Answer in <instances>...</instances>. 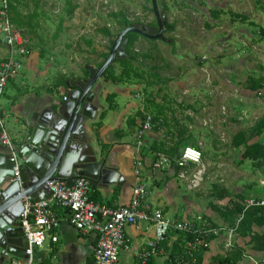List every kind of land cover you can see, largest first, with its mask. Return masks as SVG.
<instances>
[{"label": "rangeland", "instance_id": "374dc122", "mask_svg": "<svg viewBox=\"0 0 264 264\" xmlns=\"http://www.w3.org/2000/svg\"><path fill=\"white\" fill-rule=\"evenodd\" d=\"M11 2L31 50L71 76H84L86 67L97 69L109 39L121 32L120 13L130 24L156 23L151 0ZM157 6L167 23L164 40H136L132 53L146 56L133 65L144 77H132L129 84L136 86L141 117L147 112L154 118L149 131L162 132L168 151L192 146L202 154L203 180L193 190L190 218L200 216L194 218L200 227L216 228L206 222L207 214L224 212L235 231L234 224L254 207L244 211L249 198L231 194L225 185L253 187L262 179L255 167L262 160L243 159V146L234 142L240 134L256 133L264 121V0H157ZM120 69L114 65L115 72ZM251 142L263 143L264 133ZM199 168L192 166L188 173ZM236 207L240 215L234 214Z\"/></svg>", "mask_w": 264, "mask_h": 264}, {"label": "crops", "instance_id": "0c3cea01", "mask_svg": "<svg viewBox=\"0 0 264 264\" xmlns=\"http://www.w3.org/2000/svg\"><path fill=\"white\" fill-rule=\"evenodd\" d=\"M27 43L30 55L24 59L21 73L9 80L1 102L4 125L17 148L23 145L28 130L35 124L34 116L43 110L54 113L62 104L68 102L69 86L66 83L60 84L62 78H66L65 80L71 83V88H76L79 82L86 78L81 73L71 76L66 68L57 67L53 59L52 62L45 61L40 58L36 49L31 50L28 40ZM5 53V47L0 41V62ZM92 91L94 92L92 107L85 122L87 143L84 152L88 159H95L97 166L93 171L90 166L85 169L86 164H82L84 165L82 168L73 171L75 177L82 174L90 179L89 198L106 207L125 206L130 201L133 187L142 183L148 190L146 204L151 208L160 209L167 220L182 221L194 220V218L201 220L200 216L190 218V215L194 212L193 190L198 188L203 180L205 165L202 164V159L200 164L178 167L176 159L181 151L174 154L168 151L162 144L161 131L156 133L147 131L138 151L136 132L144 116L140 115L143 109L136 95L135 85L113 83L100 78ZM112 94L110 101L114 108L110 109L107 96ZM160 109L159 113L162 112ZM102 112L105 114L101 119ZM99 122L101 123L98 125ZM179 140L183 142L184 137H180ZM159 141L160 143H155ZM151 149L166 154L170 164L162 169H154L152 164L155 153ZM3 154L7 158L9 151L0 144V156ZM138 161L141 165L136 175L135 168ZM200 165L202 168L188 173L192 166ZM255 167L262 177L258 180L259 185L240 188L226 184L225 188L233 195L238 194L240 198H264V161L259 162ZM236 170L239 171L238 168ZM47 195V192L41 193L43 199ZM57 213L63 215L61 210H57ZM207 217L206 222L216 226L219 231L210 236L209 247L203 254L202 264H210L214 257L230 251L241 255L234 264H264V250H255L250 243L251 235L255 232L261 233L263 227L254 225L251 233L240 236L236 230L228 227L229 221L222 217L221 213L210 212ZM125 232L130 240V250L122 251L115 264H139L135 253L152 238L153 227L149 223L138 222L136 225L127 226ZM55 234L58 238L56 242L46 239L43 246L35 250L38 264L91 263L95 246L93 234L76 230L64 219L60 221ZM169 235L167 245L162 244V251L153 258L154 264H165L173 242L180 233L172 231ZM17 253L20 258L24 256L22 250H18ZM13 257L16 256H8L0 264H8Z\"/></svg>", "mask_w": 264, "mask_h": 264}, {"label": "built area", "instance_id": "2783aa9c", "mask_svg": "<svg viewBox=\"0 0 264 264\" xmlns=\"http://www.w3.org/2000/svg\"><path fill=\"white\" fill-rule=\"evenodd\" d=\"M8 2L9 0H0V41L6 50L0 62V144L9 151L12 171L15 179H19L20 162L16 146L4 125L1 102L9 80L21 73L23 61L30 55V49L22 30L12 20ZM143 116L136 132L138 151L142 146L144 134L153 126L152 115L144 112ZM154 156V169H162L170 164L166 154L157 152ZM201 159L202 154L197 148L185 146L176 159V165L184 167L188 164H200ZM136 164L137 175L141 163L138 161ZM90 185L91 182L85 177H76L71 186H68L65 180L53 178L45 183L48 190L46 198L35 201L30 196H24L18 222L27 241L25 257H13L8 264H38L35 250L41 248L46 239L57 241L55 231L62 219L76 230L94 235L95 246L90 264H115L122 251L130 250L126 227L138 222H146L153 227L152 238L135 253L139 264H148L150 259L157 256L162 251L163 241L172 231L194 236L193 241L186 243L191 252L200 247L207 249L209 237L219 231L207 224L200 227L195 220H167L160 209L151 208L146 204L148 190L142 183L133 187L129 203L117 208L106 207L91 200L88 196ZM262 206L264 198H249L244 211ZM57 210H61L63 215H58Z\"/></svg>", "mask_w": 264, "mask_h": 264}, {"label": "water", "instance_id": "95a60500", "mask_svg": "<svg viewBox=\"0 0 264 264\" xmlns=\"http://www.w3.org/2000/svg\"><path fill=\"white\" fill-rule=\"evenodd\" d=\"M151 8L156 26L136 23L124 28L99 68L86 67L88 76L76 88H71L69 81L65 82L69 86L67 103L54 113L43 110L34 116L35 124L28 130L23 145L16 147L20 162L19 179H15L9 154L7 158L4 154L0 156V262L8 256L20 258L17 251H24L27 247L18 222L24 196L35 201L43 199L41 193L48 191L45 183L53 178L65 180L71 186L76 178L73 171L82 168V164H86L85 169L90 166L95 171V159H88L84 152L87 143L85 122L94 98L92 89L114 61L127 57V33H136L150 40H164L163 33L167 29L164 13L159 11L157 0H151Z\"/></svg>", "mask_w": 264, "mask_h": 264}, {"label": "trees", "instance_id": "16d2710c", "mask_svg": "<svg viewBox=\"0 0 264 264\" xmlns=\"http://www.w3.org/2000/svg\"><path fill=\"white\" fill-rule=\"evenodd\" d=\"M16 0H14L15 2ZM9 11L12 16L13 22L16 24L17 27L20 28V26L23 25L22 21L18 19V14L16 11V7L9 0L8 2ZM152 10V9H151ZM119 16V15H116ZM118 24L120 26L121 31L130 25V22L126 19L124 15L120 13V19L118 20ZM167 24V23H166ZM28 27H31V24L26 23ZM156 25V23L153 24V27ZM172 29V26H169V30ZM101 32H103L107 37H111V32L107 29H101ZM23 33V32H22ZM142 37L136 33H127L125 35V38H127V43L125 46V53L127 54L126 58L117 59L114 61L102 74L101 78H105L106 80H109L113 83H129L132 77L137 78H143L144 77V71L140 70L138 67H135L133 65V62H137L138 58L145 57L146 55L142 54H133L132 48L136 40ZM89 43V42H88ZM113 43L112 39H109V43L107 45V52L103 53L102 55V61L96 66V68H99L103 61L105 60L108 51ZM119 64L121 69L119 73L114 71V65ZM83 74L85 77L88 76V70L83 69ZM66 78H62L60 84L64 85ZM113 96L108 95L107 101H108V108L113 109L114 106L112 105L110 98ZM105 112H102L100 115V118L102 119L104 117ZM154 121V119H153ZM101 122L98 123V125ZM256 133L251 134L249 136H245L244 134L238 135L236 138L234 145L237 147L243 146V152H242V158L243 159H261L264 161V142H251L255 136H260L262 133H264V121L261 124ZM236 211L234 212L235 215H240L241 208L236 207ZM222 217H225L228 221H230L231 217L224 212H221ZM237 220V219H236ZM260 226L264 229V206L262 207H254L247 211H245L242 214V218L239 219L235 224L236 226L235 230L238 232L240 236H247L249 233L252 232L253 226ZM170 238V235L168 234L166 239L163 241V245H167V242ZM194 236L188 233H180V236L173 242L172 248L169 252V255L167 259L165 260V264H183V263H189V264H202L203 261V254L206 251V248H198L195 251H190L188 249L186 243L188 241H193ZM210 240V237H209ZM250 243L253 245V248L258 251L264 250V230L261 233L255 232L253 235H251ZM241 258V255L239 253H235L234 251L226 252L222 256H216L212 259L210 264H234L237 260ZM148 264H154L153 258L150 259Z\"/></svg>", "mask_w": 264, "mask_h": 264}, {"label": "flooded vegetation", "instance_id": "af4514ba", "mask_svg": "<svg viewBox=\"0 0 264 264\" xmlns=\"http://www.w3.org/2000/svg\"><path fill=\"white\" fill-rule=\"evenodd\" d=\"M153 27V26H152Z\"/></svg>", "mask_w": 264, "mask_h": 264}]
</instances>
